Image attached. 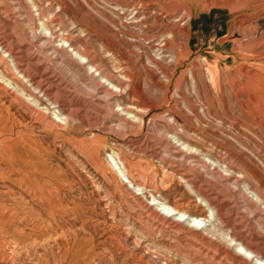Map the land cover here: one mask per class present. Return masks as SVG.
<instances>
[{"label": "rangeland", "instance_id": "obj_1", "mask_svg": "<svg viewBox=\"0 0 264 264\" xmlns=\"http://www.w3.org/2000/svg\"><path fill=\"white\" fill-rule=\"evenodd\" d=\"M254 86L264 87V0H0V264H264V185L248 174L259 205L202 161L243 169L247 151L258 162ZM177 130L198 159L175 153ZM185 164L219 191L221 219L166 170ZM175 197L185 211L171 210ZM193 216L220 246L243 240L263 256L222 257L187 230Z\"/></svg>", "mask_w": 264, "mask_h": 264}, {"label": "bare ground", "instance_id": "obj_2", "mask_svg": "<svg viewBox=\"0 0 264 264\" xmlns=\"http://www.w3.org/2000/svg\"><path fill=\"white\" fill-rule=\"evenodd\" d=\"M64 42H66V44L65 45L62 44V45L67 48V50L70 52V54L75 59H77L81 63H88V67L90 69H93V72H96V74L98 76H100L99 77V82L100 83H102L103 85L107 86L109 89H112V90H115V91L117 90L116 89L117 87L120 88L112 80H110L109 78H107L106 76H104L103 74H101V71L95 65L90 64L89 58L86 55L82 54L76 47H74L73 45H71L67 40H64ZM10 61L12 62V66H14V70L19 73V71H17V67L15 66L14 61L12 59H10ZM119 91H121V88L119 89ZM246 96H247V99H248V101L250 103H252V102L255 101L251 105H258L259 104V100H262L263 99V101H264V87L254 86L252 88V90ZM256 97H258V98H256ZM125 108H126V106H125ZM67 114L66 115H63L61 117V119H64L65 120V118L68 117ZM119 114H121V113H119ZM123 114L127 115L128 117L130 116L128 110L127 111H124ZM249 114L250 115H253V116H254V114H256V116H259L260 118H255V120L258 122V124L260 126L264 127V118H263L264 117V107H262L261 109H259L257 111L252 110V111L249 112ZM141 120L142 119L140 118V121ZM171 125L172 126L175 125V120H173V122L171 123ZM230 125L233 126L232 123H230ZM176 132L177 133L171 135V138H170L169 141L167 139L168 143L171 144L172 147L175 149V153L181 154L182 159L197 158V155H200V151L197 148H195L194 145L192 146L190 144L191 141L188 138V133H185L186 131L184 133L183 132H179L178 130ZM221 142H224V141H221ZM228 142H229V144L233 145L235 143V140L233 138H231V137H228ZM252 142H253V146H251V147H253V149L256 151L255 154L257 156L256 159H258V162H256L257 160L255 161L251 157V152L245 151L246 152V153H244V155H245V160H244L245 165L243 166V169L242 168L234 167L229 162L226 163V169H221V168L218 167V164L216 162H212V161H209V160H202V161H204L206 163L204 165L207 167V169H210L211 170V173L217 175L218 178L221 180V182L219 181L220 182V186H223V185L224 186H227V184H228V185H230L233 188V190H237V191L241 190L240 193L243 196H246L249 200L254 201V202H256V203H258L260 205V204L263 203V200L259 196L258 192L255 189L250 190V186H248V183H247V177H249V175H250V177L257 179L262 185H264V150L258 148L257 144H254L255 142L253 140H252ZM244 145H246V144L244 143ZM217 148H219V146ZM237 148H238V146H237ZM227 152L228 151L225 150V152H224L225 155L222 156L221 158L218 157L217 161L220 162L221 164H223L226 160H228V153ZM236 152H240V150L238 149ZM110 157L112 158V162H113L112 163V167L113 168H111L112 172L115 175L116 174H119L120 176L126 175L127 177H130V174L128 173L126 167L124 166V163L119 158L118 159H115L112 155H110ZM194 160H196V159H194ZM198 163H200V162H198ZM174 165H176V164H174ZM174 165H170V166H167L166 167V170H168L167 172H169L168 174L171 176V178L174 177L178 182H182L183 185L189 191L194 192L197 195V197H199L208 206V209L211 210V214L213 215L215 221L221 219L222 216H221V210H220V208L223 206V203H221L223 201H221V195H220L219 191L217 192V191H211V190H205V189H203L200 186V180H197V178H195V177H193V176L190 175V173H191L190 172V169L186 166V164H185V166L184 165L183 166L182 165L181 166L180 165L174 166ZM236 166H238V165H236ZM254 180H252V181H254ZM124 182L126 184L128 183V184L134 185L131 179L128 180V181H124ZM228 182H230L231 184H229ZM242 183L244 184L243 186H241ZM136 186L137 187H140V184H136ZM240 188H243V189H240ZM179 200L180 199H177L176 198V200H173L172 201V205L173 206H170L171 210H177L178 209L179 211H185L184 210V207L186 206V203L183 202V201H179ZM196 206L198 207V205H196ZM146 209L148 210V212H150V214H153V215H155L157 217H160L161 220L168 222V225H170V227H172V228L179 227L183 223L181 220H174V219L171 220V216L168 217L169 215L166 216V215H163L162 213H158L157 212V209L154 210L150 206V204L146 206ZM173 217H175V216H173ZM200 221H201V219L198 218V217H194V216L191 217L188 222L189 223L191 222L192 225H190V226L187 225L188 226L187 230L189 232L190 231H194V235L198 239H200V241L207 242L209 245L215 247V249L217 251L219 250L220 251L219 255H223L224 253H227V254L230 255L231 259L232 260H235V261L237 259V256H241V259H246V260H248V259L249 260H252V259L259 260L260 257L263 256L262 252L260 250H258V247L257 246L252 247L249 244H244L243 243V240H242V242H237L236 244L235 243L232 244L231 242H229L228 244L226 243L223 246H220L219 244H217L214 240H212L208 236L210 232L209 233L207 231L205 232L206 229L200 227V224H201ZM184 227H186V226L184 225ZM233 227H235V226H233ZM191 228H194L195 230H192ZM187 236H188V234H187ZM230 237H231L230 241L233 240V239H235L232 235H230ZM213 238H214V236H213ZM240 238H242V237H240ZM230 246L231 247L232 246L235 247V249L233 250V253L229 252V249H230L229 247ZM222 257H224V255Z\"/></svg>", "mask_w": 264, "mask_h": 264}]
</instances>
